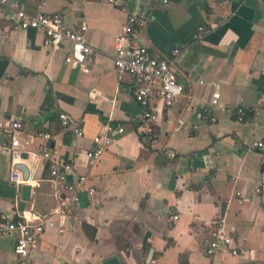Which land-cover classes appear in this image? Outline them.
Here are the masks:
<instances>
[{
    "label": "crops",
    "instance_id": "0c3cea01",
    "mask_svg": "<svg viewBox=\"0 0 264 264\" xmlns=\"http://www.w3.org/2000/svg\"><path fill=\"white\" fill-rule=\"evenodd\" d=\"M10 1L17 6L0 1V121L20 118L24 129L19 154L0 148V212L49 215L74 193L51 179L42 144L57 148L72 167L69 177L86 175L96 192H78L26 258L14 251L17 233L0 235V264H264V150L254 145L264 142V0ZM17 8L87 24L94 55L67 63L72 43L53 45L40 29L15 28ZM129 13L147 18L143 42L172 59L185 87L172 105L153 99L158 117L146 124L155 142L140 129L134 77L114 64ZM216 92L222 106L211 104ZM206 105L216 122L203 119ZM62 112L82 135L63 126ZM109 125L124 131L91 162L86 152ZM15 168L21 181L11 178ZM25 184L31 198L21 209ZM216 217L234 232L237 254L207 253Z\"/></svg>",
    "mask_w": 264,
    "mask_h": 264
},
{
    "label": "built area",
    "instance_id": "2783aa9c",
    "mask_svg": "<svg viewBox=\"0 0 264 264\" xmlns=\"http://www.w3.org/2000/svg\"><path fill=\"white\" fill-rule=\"evenodd\" d=\"M9 7L17 6L10 0H0ZM115 1V0H110ZM47 0H42L41 5H45ZM147 23L145 16L134 13L127 15L121 32L115 38V68L119 73H128L135 79L133 94L136 101L141 104V131L148 137L151 142H155L151 125L146 122H154L158 113L151 105L154 98H158L165 105H172L175 99L182 95L185 91L184 85L178 80L173 68V61L167 56H163L149 46H147L141 37V28ZM15 28L28 29L36 28L45 32L47 42L50 44H59L66 39L72 43V49L66 56L65 61L72 65H83L85 61L94 55L95 49L86 39L85 33L87 24L81 23L77 26L68 25L60 13H46L43 10L35 14H30L23 8H17L15 17ZM202 29V27H200ZM180 53V48L173 49L172 54ZM175 60V57H174ZM211 104L213 106H222L220 94L214 93ZM61 122L65 127H71L77 135H82L83 131L74 123L71 116L62 112L60 114ZM203 119L216 122L218 118L211 113V107H203ZM238 119L244 121L245 110L243 107L238 108ZM23 122L20 118L0 121V133L10 136V143L0 135V148L9 150L14 154H19L22 146ZM123 126H107L104 132L96 134L93 138V146L86 152L87 158L91 162L97 161L102 154L107 151L114 142V134L123 133ZM41 137L45 140L51 139L52 135L48 132L41 133ZM256 147L264 150V142L258 140L254 144ZM39 154L46 163L51 179L60 182L63 189L73 191L70 196L64 197L63 206L52 214L35 213L34 217L22 215L12 217L10 214L0 212V235H9L17 233L14 251L19 258H26L30 250L45 231L46 227L52 221L54 216L64 217L67 208L73 202L79 200L78 192L86 190L90 194H94L96 189L86 187L88 177L86 175H77L75 173L69 177L72 167L60 155L57 148L49 144H42L39 148ZM11 178L18 182L22 180V173L18 168L11 171ZM261 182H264V171L261 174ZM263 188L259 186L257 193H262ZM238 195L242 200L247 199L246 196ZM178 218V215H174ZM213 232L210 238L206 239V251L208 254L216 252H231L237 254L238 248L234 245V232L228 229L226 219L224 217H216L211 221Z\"/></svg>",
    "mask_w": 264,
    "mask_h": 264
},
{
    "label": "water",
    "instance_id": "95a60500",
    "mask_svg": "<svg viewBox=\"0 0 264 264\" xmlns=\"http://www.w3.org/2000/svg\"><path fill=\"white\" fill-rule=\"evenodd\" d=\"M23 172H25V178H27V169L22 167ZM31 198V185L25 184L23 186V192H22V200L20 202V207L23 209L25 207V201L29 200Z\"/></svg>",
    "mask_w": 264,
    "mask_h": 264
}]
</instances>
